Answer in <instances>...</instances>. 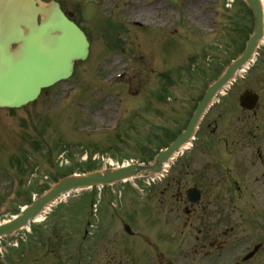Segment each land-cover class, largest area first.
<instances>
[{
    "label": "rangeland",
    "instance_id": "1",
    "mask_svg": "<svg viewBox=\"0 0 264 264\" xmlns=\"http://www.w3.org/2000/svg\"><path fill=\"white\" fill-rule=\"evenodd\" d=\"M224 2L228 3V0H181L177 5L219 6ZM171 4L165 0L157 3L158 6ZM154 16V13H142V17L148 19ZM248 21L246 15H238V24L236 22L234 26L239 27ZM242 28L245 32L246 26ZM140 36L141 33H137L136 38ZM144 37L148 41L145 49L152 52L151 59H146L145 71L138 65L132 74L118 79L114 85L104 78L125 69L123 62H100L99 66L95 60L78 62L75 78L48 88L26 107L0 109V208L6 209L0 211V222L11 219L21 208V203L26 201L17 197L12 203L6 194L14 184L12 176L16 174L17 165L29 167L22 185L29 188L27 190L34 199L41 194L42 188L53 185L65 172L109 166L99 159L84 160L86 152L89 155L96 152L110 155L115 165L142 160L149 129L141 117V99L137 92L143 93L148 87L155 86V72L149 71L155 66L151 65L149 69L154 60L155 33L148 30ZM260 51L259 67H254L238 82L239 89L249 86L261 96L255 115L243 113V117L253 118L249 128L256 134L254 140L264 139V45ZM136 60L140 61V58ZM112 90L118 91V98L107 97L113 94ZM129 90L136 94L135 97L126 96ZM150 129L153 131L154 127ZM243 150L246 155L252 149L249 152L245 148ZM63 151L69 157L67 165L66 161L60 165L58 160ZM148 181L141 176L115 186L72 192L55 208L52 207L46 220L1 238L0 264H129L124 246L137 243L142 249L140 260L144 256L148 260L155 256L151 246L160 241L159 235L171 245L165 257L175 264H186L185 253L179 248L177 239H166L167 236L162 234L165 230L164 221H161L165 220L164 216L160 220L156 213L146 212L157 201L155 186L150 187ZM15 187L20 188L19 185ZM111 190L118 195L121 192L122 196L110 194ZM25 195L21 193V197ZM93 202L97 203L96 212ZM241 203L242 206L248 205V209L250 203L254 204L258 211L264 206V176L261 173L246 185ZM125 224L131 226L136 236L127 234ZM130 261L140 263L134 259Z\"/></svg>",
    "mask_w": 264,
    "mask_h": 264
},
{
    "label": "flooded vegetation",
    "instance_id": "2",
    "mask_svg": "<svg viewBox=\"0 0 264 264\" xmlns=\"http://www.w3.org/2000/svg\"><path fill=\"white\" fill-rule=\"evenodd\" d=\"M39 1L58 3L87 34L90 49L95 40H102V34L91 35L90 22L83 17L89 2L99 3L102 12L126 28L127 20L141 13L139 10L116 14L119 7L115 8V0ZM138 1H129L131 8ZM123 4L128 5V1ZM238 15H246L249 21L234 26ZM144 22L152 24L145 19ZM252 22L251 9L238 5L160 6L154 16L156 80L153 91L142 94L144 112L154 122L157 152L186 136V145L170 167L172 180L157 189L156 209L167 221L177 225L183 221L188 264H264V229L249 233L245 226L244 232L243 222L253 223L255 216L244 219L238 198V185H247L248 177L253 175L245 165L246 157L251 159V165L255 164L252 158L257 160L252 171L256 172L258 163L264 169V139L254 140L256 134L249 128L253 118L243 117L238 76L231 85L209 96L212 83L225 71L226 63L238 57L244 44L246 34L244 38L239 30ZM134 24L138 26L136 21ZM129 33L130 30L119 37ZM126 44L127 39L124 52ZM195 117L196 129L189 132ZM243 148L252 150L244 156ZM191 187L200 190L198 198H190ZM194 198L197 200L193 201Z\"/></svg>",
    "mask_w": 264,
    "mask_h": 264
},
{
    "label": "water",
    "instance_id": "3",
    "mask_svg": "<svg viewBox=\"0 0 264 264\" xmlns=\"http://www.w3.org/2000/svg\"><path fill=\"white\" fill-rule=\"evenodd\" d=\"M4 1L9 4L8 10L2 9L1 3ZM247 2L256 16L255 33L234 68L241 67L250 59L264 34L261 1L247 0ZM37 15V8L31 3L24 5V0H0V106H21L34 100L43 87L50 86L72 74L74 59L85 58L87 55L89 43L85 34L61 12H53L40 24ZM96 17L98 27L104 31L106 43L111 45L113 39L111 30L117 25L112 21L107 22L101 15ZM12 43L19 44L17 50H11ZM231 71L232 68L229 74L232 73ZM257 101L258 95L246 93L241 103L251 109ZM170 151L159 156L152 167L136 164L64 178L50 192L28 207L22 215L0 226V236L11 234L20 228L46 204L69 190L114 183L145 169H150L152 172L161 170V162Z\"/></svg>",
    "mask_w": 264,
    "mask_h": 264
},
{
    "label": "bare ground",
    "instance_id": "4",
    "mask_svg": "<svg viewBox=\"0 0 264 264\" xmlns=\"http://www.w3.org/2000/svg\"><path fill=\"white\" fill-rule=\"evenodd\" d=\"M48 211H50V207L46 208L45 211H43L42 214H40L39 216H37V218L35 219L36 222H42L45 219L46 213H48Z\"/></svg>",
    "mask_w": 264,
    "mask_h": 264
}]
</instances>
